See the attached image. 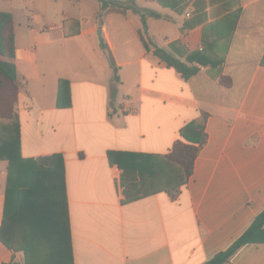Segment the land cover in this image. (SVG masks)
Listing matches in <instances>:
<instances>
[{"label": "crops", "instance_id": "0c3cea01", "mask_svg": "<svg viewBox=\"0 0 264 264\" xmlns=\"http://www.w3.org/2000/svg\"><path fill=\"white\" fill-rule=\"evenodd\" d=\"M21 1L17 10L0 0L14 20L20 152L63 155L72 264H202L226 249L264 208V0H134L160 14L147 18L149 34L176 52L201 49L204 30L239 11L229 38L217 36L224 27L211 35L206 56L221 64L188 79L145 49L137 13L112 9L100 21L96 0ZM59 79L69 107L56 106ZM202 113L207 140L177 194L123 202L137 176L110 165L107 151L166 154ZM6 172L0 160V225ZM13 259L0 242V264ZM225 264H264V240Z\"/></svg>", "mask_w": 264, "mask_h": 264}, {"label": "trees", "instance_id": "16d2710c", "mask_svg": "<svg viewBox=\"0 0 264 264\" xmlns=\"http://www.w3.org/2000/svg\"><path fill=\"white\" fill-rule=\"evenodd\" d=\"M96 1L100 4V21L112 9L120 13L130 10L139 14V36L145 49L153 47V54L173 67L184 79L195 75L200 66L221 64V58L212 59L206 56V52L214 53L217 36L229 38L239 16V11L235 10L207 27L203 32L201 49L176 52L158 47L149 34L147 18H159V13L138 6L134 0ZM218 27L226 30H221L222 33L212 38L214 29ZM101 47L112 69V77L118 81V67L111 52L104 42ZM177 54L184 56V60ZM15 57L13 15L0 10V110H3L0 119L5 120L0 123V160L7 163L0 242L11 251H21L24 264H72L63 155L51 153L26 158L20 152L16 111L19 83ZM260 64L264 66V53ZM220 82L226 85L230 83L225 77H221ZM70 105L69 82L59 79L56 106ZM205 119L206 113H202L182 127V140H176L166 154L107 151L110 165H116L122 174L134 172L137 176V180L127 182L123 187L122 201H132L161 191L173 193L185 184L193 173L195 158L207 140ZM263 224L264 208L226 249L218 251L202 264H225L243 245L263 241ZM2 264L20 263L11 260Z\"/></svg>", "mask_w": 264, "mask_h": 264}, {"label": "rangeland", "instance_id": "374dc122", "mask_svg": "<svg viewBox=\"0 0 264 264\" xmlns=\"http://www.w3.org/2000/svg\"><path fill=\"white\" fill-rule=\"evenodd\" d=\"M18 2L17 3H15L14 4V7H17V10L18 9H21L22 8V4L24 3V1H21V0H17ZM3 9H4V7H3ZM16 13H17V11H15ZM15 13V14H16ZM19 14H20V12H19ZM18 13L16 14V18L18 19L19 17H20V15H19ZM3 113V110H0V114H2ZM3 122H5V120L4 119H0V123H3ZM177 192H178V190H176L175 192H173V193H171V194H173L174 196L177 194ZM14 252V251H13ZM15 253H17L18 255H19V260H18V262L20 263V264H24V256H23V253L21 252V251H15ZM14 260V259H13ZM14 261H17L16 259L14 260Z\"/></svg>", "mask_w": 264, "mask_h": 264}, {"label": "water", "instance_id": "95a60500", "mask_svg": "<svg viewBox=\"0 0 264 264\" xmlns=\"http://www.w3.org/2000/svg\"><path fill=\"white\" fill-rule=\"evenodd\" d=\"M98 37H99V40H100V31H98Z\"/></svg>", "mask_w": 264, "mask_h": 264}]
</instances>
